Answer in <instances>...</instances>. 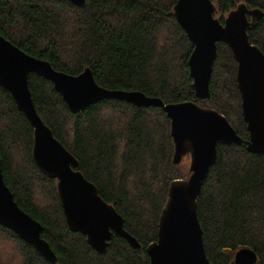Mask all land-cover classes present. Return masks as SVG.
I'll return each instance as SVG.
<instances>
[{"label":"trees","instance_id":"obj_1","mask_svg":"<svg viewBox=\"0 0 264 264\" xmlns=\"http://www.w3.org/2000/svg\"><path fill=\"white\" fill-rule=\"evenodd\" d=\"M220 20L240 3L264 9V0H213ZM178 0H0V32L56 70L79 75L89 67L102 87L142 91L166 103L194 101L224 114L243 142L218 146L216 162L197 203L208 258L236 264L242 248L264 264V154L247 148L250 133L238 87V62L230 46L217 43L210 96L197 97L189 59L194 45L175 14ZM251 19V17L249 16ZM264 52V19L248 28ZM29 87L39 115L77 158L79 169L100 196L123 216L141 243L113 234L105 252L72 230L57 179L33 155L34 128L12 94L0 85V166L19 206L43 225L54 263L15 231L0 224V242L15 250L0 264H149L148 246L158 239L159 221L172 182L186 178L174 162L171 120L162 107L108 98L73 112L54 83L36 73ZM190 173V171H189ZM11 262V263H10Z\"/></svg>","mask_w":264,"mask_h":264},{"label":"water","instance_id":"obj_2","mask_svg":"<svg viewBox=\"0 0 264 264\" xmlns=\"http://www.w3.org/2000/svg\"><path fill=\"white\" fill-rule=\"evenodd\" d=\"M70 1L82 6L86 0ZM217 10L213 0H178L175 5L177 19L194 45L189 66L196 95L201 99L210 96L217 43H227L238 62V87L250 133L247 148L264 154V52L251 42L248 33L249 27L264 19V9L240 3L225 16L224 22L216 16ZM31 73L50 79L73 112L108 98L165 110L171 120L174 162L181 165L184 157L190 155V175L174 180L169 188L158 239L147 248L149 264H213L206 253L197 203L203 182L216 162L219 144L243 142L227 117L194 101L166 103L142 91L102 87L89 67L79 75L56 70L48 60L28 54L0 32V85L12 94L34 128V159L45 173L57 179L69 227L85 235L98 252L107 250L113 234L126 238L136 248L141 243L126 230L123 216L100 196L96 185L79 169L77 158L39 115L29 87ZM0 224L57 262V255L42 237V223L19 206L4 180L1 166ZM257 260V253L250 248L238 250L234 257L236 264H255Z\"/></svg>","mask_w":264,"mask_h":264},{"label":"rangeland","instance_id":"obj_3","mask_svg":"<svg viewBox=\"0 0 264 264\" xmlns=\"http://www.w3.org/2000/svg\"><path fill=\"white\" fill-rule=\"evenodd\" d=\"M190 162H191L190 155H187L186 157H184V159L180 165L186 176L190 175V173H189ZM14 252H15V250H13L12 246L10 247L5 242H3L2 244L0 242V258L3 256V258L7 259V261L9 259H10L9 261H11L12 260L11 258H14V256H15Z\"/></svg>","mask_w":264,"mask_h":264}]
</instances>
